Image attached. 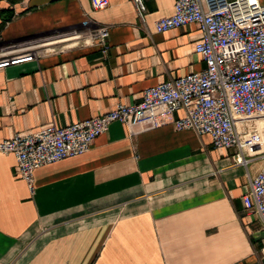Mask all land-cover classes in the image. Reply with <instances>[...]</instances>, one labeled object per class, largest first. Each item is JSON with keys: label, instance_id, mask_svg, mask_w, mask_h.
<instances>
[{"label": "crops", "instance_id": "1", "mask_svg": "<svg viewBox=\"0 0 264 264\" xmlns=\"http://www.w3.org/2000/svg\"><path fill=\"white\" fill-rule=\"evenodd\" d=\"M175 1L144 0L141 21L130 0L96 12L89 0H0V59L38 52L0 70V142L202 70L196 26L154 31ZM133 131L113 122L87 153L37 170L33 194L0 154V264H264V231L241 203L262 162L235 165V150L171 124Z\"/></svg>", "mask_w": 264, "mask_h": 264}, {"label": "built area", "instance_id": "2", "mask_svg": "<svg viewBox=\"0 0 264 264\" xmlns=\"http://www.w3.org/2000/svg\"><path fill=\"white\" fill-rule=\"evenodd\" d=\"M89 1L94 12L110 5L109 0ZM130 1L143 21L144 0ZM187 25L199 32L194 52L204 64L202 70L146 89L137 104L118 103L100 116L63 128L50 123L0 142V154L14 156L30 194L37 170L87 153L113 122L121 123L128 135L135 128L143 132L171 124L176 131L208 136L214 149L235 150V165L262 162L241 203L243 212L255 215L264 231V2L176 0L172 14L159 19L154 31L161 34ZM92 37L105 50L108 30L99 28ZM37 56L38 52H29L2 58L0 70ZM178 111L183 116L174 119ZM260 255L264 259V247Z\"/></svg>", "mask_w": 264, "mask_h": 264}, {"label": "rangeland", "instance_id": "3", "mask_svg": "<svg viewBox=\"0 0 264 264\" xmlns=\"http://www.w3.org/2000/svg\"><path fill=\"white\" fill-rule=\"evenodd\" d=\"M261 2H264V0H260ZM30 52V51H29ZM29 52H26V53H29ZM32 52H37V50H33Z\"/></svg>", "mask_w": 264, "mask_h": 264}, {"label": "trees", "instance_id": "4", "mask_svg": "<svg viewBox=\"0 0 264 264\" xmlns=\"http://www.w3.org/2000/svg\"><path fill=\"white\" fill-rule=\"evenodd\" d=\"M13 17H14V15H13Z\"/></svg>", "mask_w": 264, "mask_h": 264}]
</instances>
